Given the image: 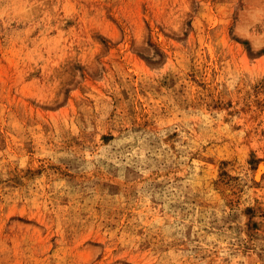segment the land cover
Masks as SVG:
<instances>
[{
	"label": "rangeland",
	"instance_id": "374dc122",
	"mask_svg": "<svg viewBox=\"0 0 264 264\" xmlns=\"http://www.w3.org/2000/svg\"><path fill=\"white\" fill-rule=\"evenodd\" d=\"M260 163L264 0H0V264H264Z\"/></svg>",
	"mask_w": 264,
	"mask_h": 264
},
{
	"label": "bare ground",
	"instance_id": "6f19581e",
	"mask_svg": "<svg viewBox=\"0 0 264 264\" xmlns=\"http://www.w3.org/2000/svg\"><path fill=\"white\" fill-rule=\"evenodd\" d=\"M262 164V165H261ZM264 163H260L259 164V169L257 170V172H256V179H258L259 178V175H260V173L262 172V171H264V165H263Z\"/></svg>",
	"mask_w": 264,
	"mask_h": 264
}]
</instances>
